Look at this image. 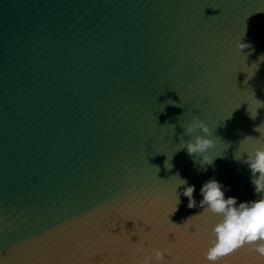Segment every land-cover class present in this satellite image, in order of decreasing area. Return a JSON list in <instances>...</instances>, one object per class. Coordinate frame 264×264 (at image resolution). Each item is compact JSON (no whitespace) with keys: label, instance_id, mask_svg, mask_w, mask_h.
Instances as JSON below:
<instances>
[{"label":"water","instance_id":"obj_1","mask_svg":"<svg viewBox=\"0 0 264 264\" xmlns=\"http://www.w3.org/2000/svg\"><path fill=\"white\" fill-rule=\"evenodd\" d=\"M261 56L264 0H0V264H143L165 247L167 264H210L220 216L201 185L260 196L234 153L264 133ZM194 116L223 152L206 170L179 148L204 134L186 132ZM177 173L195 206L180 185L176 207ZM216 264L264 259L246 244Z\"/></svg>","mask_w":264,"mask_h":264},{"label":"clouds","instance_id":"obj_2","mask_svg":"<svg viewBox=\"0 0 264 264\" xmlns=\"http://www.w3.org/2000/svg\"><path fill=\"white\" fill-rule=\"evenodd\" d=\"M236 47L240 50L248 47V44L239 39L236 41ZM252 75H254V71ZM259 107H264V101L255 106L254 111L250 108V115L253 118H255L256 109ZM183 126L187 133H193L196 129H201L204 133L196 134L188 141L181 140V147L179 148L186 147L189 154H202L200 163L206 170V165L213 163L217 156L223 155V152L215 153L213 151L219 137L212 134V130L206 121L195 116ZM259 126L257 130L260 132V136H245L234 153V159L243 160L248 164L252 172L251 181L255 186L254 191L260 193V196L256 199L243 200L237 203V197L225 196V189L219 180L209 178L201 185L202 199L200 204L203 206L202 211L220 216V219L212 228L214 238L205 252L206 260L210 264H216L222 257L233 253L237 248L246 244L250 245L257 254V259H264V133H261ZM249 137L254 138V142L250 144L251 146L242 147V144ZM166 164L168 167H172L167 161ZM175 177H177L175 183L176 207L180 203L179 193L177 192L180 185H184L183 194L189 198L188 206H195L196 200L193 197L195 185L189 184L187 178H182L179 173ZM166 253L171 255V250L166 247L153 248L144 257L143 264H167Z\"/></svg>","mask_w":264,"mask_h":264},{"label":"snow or ice","instance_id":"obj_3","mask_svg":"<svg viewBox=\"0 0 264 264\" xmlns=\"http://www.w3.org/2000/svg\"><path fill=\"white\" fill-rule=\"evenodd\" d=\"M244 248H245V245L242 246V247H240V248H237L233 253H235V252H240V251H242ZM231 254H232V253H231Z\"/></svg>","mask_w":264,"mask_h":264}]
</instances>
